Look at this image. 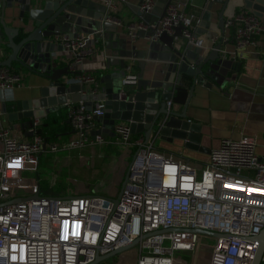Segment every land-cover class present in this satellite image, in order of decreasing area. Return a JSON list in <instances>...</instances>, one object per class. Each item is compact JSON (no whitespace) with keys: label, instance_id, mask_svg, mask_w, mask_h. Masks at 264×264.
I'll return each instance as SVG.
<instances>
[{"label":"built area","instance_id":"2783aa9c","mask_svg":"<svg viewBox=\"0 0 264 264\" xmlns=\"http://www.w3.org/2000/svg\"><path fill=\"white\" fill-rule=\"evenodd\" d=\"M96 1L106 7L105 21L124 25L117 16L121 0ZM189 4L171 0L165 14L152 23L145 16L157 0H141L139 18L125 25L127 32L132 39L143 34L158 41L162 33L173 35L175 28L183 25L185 43L204 47L205 40L194 33L200 18L189 11ZM226 27L233 31L234 58L242 56L245 47L255 45L264 30L262 20L249 10L227 18ZM222 38L226 36L213 35L212 46ZM53 39L70 52V64L76 65L95 54L102 37L60 33ZM126 73L125 83L137 81L131 63ZM74 78L86 84L83 93L99 91L94 75L80 73ZM22 85L21 73L0 66V91ZM104 113L103 101H97L92 110L85 101L69 104L75 136L64 142H49L39 133L24 139L10 128L0 127V264H91L98 254L126 245H131L127 249L137 247L136 264H190L199 255L202 238L211 236L196 229L232 235L228 239L215 237L209 264H253L259 247L253 238L264 228V159L257 154V138L252 135L224 138L199 165L157 154L156 133L145 143L143 137L134 138L129 122H118L114 144L135 150L131 161L134 174L118 203L104 196L96 198L91 192L42 194L40 176L31 173L39 175L43 155L59 160L63 151L104 144L108 140L102 133L92 135L101 129L96 117ZM39 125L35 121L32 129L38 131ZM155 169L157 178L151 175ZM19 188L32 193L21 196L16 193ZM36 193L40 197L31 198ZM124 251L111 258L125 264Z\"/></svg>","mask_w":264,"mask_h":264},{"label":"crops","instance_id":"0c3cea01","mask_svg":"<svg viewBox=\"0 0 264 264\" xmlns=\"http://www.w3.org/2000/svg\"><path fill=\"white\" fill-rule=\"evenodd\" d=\"M167 1L157 0L153 13L148 16L147 20L149 22L157 19ZM187 1L190 2L189 11L200 18V24L194 28V33L205 40V46L198 47L194 44H187L183 39L175 45L176 49L186 53L192 63L200 64L213 50L211 37L221 34L218 16L222 4L207 0ZM95 2L96 4L90 10L92 16L89 12L88 15L77 16L73 28L71 26L69 30L70 35L71 33L94 35L99 31L101 22L98 16L102 14V3L96 0ZM140 2L141 0H121L119 2L120 8L117 16L123 20L124 25H116L111 22L105 24L100 29L103 38L97 44V50L93 56L80 64H70V52L64 49L53 53L57 63L54 62V66L63 67L68 64L73 67L72 69L94 75L98 79L100 90L106 84L114 87L121 86L127 74L126 64L128 62L132 65V73L137 76L138 83H146L152 79L160 78L159 75H156V72L159 67L166 65L165 62H167L166 59L169 56H174L172 51L164 43L152 42L143 34L137 39H132L125 27L126 24L138 20ZM237 2L235 0L234 4L230 3L227 6L224 12L226 18L242 11L237 6ZM7 20L11 21V17H8ZM15 24H18V22H15ZM55 33H59V28L56 29ZM225 35L226 41L223 43L219 56L222 63H212L215 73L213 77L220 81L219 85L212 83L209 86V84L197 83L193 96H190L189 92L193 79L188 77L182 85L184 89L181 96L177 102L173 103L175 108L180 111L189 103L187 107L188 117L192 122L202 125L201 146L203 150L187 148L183 140L179 139H175L172 143L157 139L155 150L160 154L173 156L180 160H189L192 163L196 162L201 165L208 158L211 150L218 147L224 138L252 135L257 138L256 152L264 159V30L257 35L255 45L245 47L242 50L243 55L235 58L236 47L233 40V31L227 28ZM15 68L13 69L17 71ZM209 68V65H206L204 69L208 70ZM22 76L23 85L21 87L4 92L0 91V127L10 128L13 134L21 138L32 139V136H27L26 130L20 127V123L26 120L19 119L11 122L8 114L20 111L23 100L37 97L40 88L48 85L49 79L41 72H34L25 68ZM9 91L11 92L10 98ZM5 107L7 109L6 113H4ZM68 107L69 105L36 120L40 123L51 121L54 125H57L56 142H64L75 136L69 122ZM65 124L70 125L69 128H66ZM30 130L29 128L27 131ZM133 135H136L134 138L137 139L144 138V132ZM107 138H112L109 141L114 143L116 136L109 135ZM115 147H118V145ZM2 148L3 143L0 141V151ZM88 158L89 156L84 157L85 160Z\"/></svg>","mask_w":264,"mask_h":264},{"label":"water","instance_id":"95a60500","mask_svg":"<svg viewBox=\"0 0 264 264\" xmlns=\"http://www.w3.org/2000/svg\"><path fill=\"white\" fill-rule=\"evenodd\" d=\"M215 1L222 4L218 16L219 28L221 35L226 36L227 18L224 12L230 3L234 4L235 0ZM237 1L238 7L242 10H250L262 20L264 25V0ZM170 2L171 0L167 1L163 11L157 19L151 21L152 23L165 14L166 7ZM95 4V0H0V66L10 68L16 66L15 69L21 74H23L24 68L41 72L49 79L48 85L40 88L37 97L23 100L20 111L8 114L9 121L25 119L26 121L20 123L21 129L26 130L27 136H34L36 133L41 134V130L32 129L35 126V121L44 118L48 113L80 101H85L88 109L92 110L97 101H103L105 113L103 116L96 117L102 127L92 131L94 136L98 133H102L105 138L109 135L117 136L116 124L129 122L133 134L144 132L145 143L156 133L157 139L160 141L172 143L175 139H179L183 140L187 148L203 150L201 146L202 125L192 122L188 117L187 107L189 103L181 111L177 110L173 103L177 102L181 96L184 89L182 85L188 77L193 79L189 92L190 96H193L197 83L209 84V86L212 83L219 85L220 81L213 77L215 73L212 63H222L219 56L226 40L222 38L213 45V50L200 64H195L189 60L186 53L176 49L175 44L181 42L183 38L184 27L179 25L175 28L173 35L164 32L158 41H152L164 43L174 54V56H169L166 59V65L159 67L156 72L160 78L152 79L146 83H138L137 81L125 83L123 81L122 85L118 87L106 84L101 90L99 87V91L94 94L83 93L86 90V84L76 81L72 77L78 75L80 71L72 69L73 67L68 64L63 67L54 66V62L57 63L53 53L63 51L64 48L59 42L54 41L53 37L60 33L70 34L69 30L71 26L73 28L77 16L88 15ZM105 13L106 7L102 4V14L98 16L101 26L99 31L95 33L102 38V30L100 29L109 23V21L104 20ZM151 13L145 16L146 20ZM8 17H11V21L7 20ZM57 28H59V33H55ZM154 30L152 29L153 32ZM76 34L78 33H71V35ZM129 64L130 62L126 64V72ZM206 65L210 67L208 70L204 69ZM6 112L5 107L4 113ZM29 128L31 130L27 131ZM46 146L47 141L44 142V150ZM157 154H159L158 151ZM131 165L132 163L126 171L119 194L115 198L107 197L115 203L119 202L124 187L134 174ZM70 196L72 197V195ZM100 196L94 195L96 198H100ZM39 197V193L31 196V198L36 199ZM195 231L216 238H232V235L221 234L217 231L203 229H196ZM253 239L259 241L253 264H261L264 261V228ZM138 241L139 238L132 245ZM130 246H122L105 255L98 254L91 264H99Z\"/></svg>","mask_w":264,"mask_h":264},{"label":"rangeland","instance_id":"374dc122","mask_svg":"<svg viewBox=\"0 0 264 264\" xmlns=\"http://www.w3.org/2000/svg\"><path fill=\"white\" fill-rule=\"evenodd\" d=\"M58 156L59 160L50 154H44L38 170L39 175L31 173L33 176H40L43 195L91 192L95 195L115 198L122 188L126 171L133 158L132 152L125 146L109 149L102 145L90 146L82 151H63ZM85 156H89L88 161L84 159ZM200 175L201 169L198 170V177ZM16 193L25 196L32 191L19 188ZM214 241L213 236L203 237L199 255L196 254V258H193L190 264H209ZM124 252L127 257L125 264H136L137 247ZM99 264L118 263L110 258Z\"/></svg>","mask_w":264,"mask_h":264},{"label":"trees","instance_id":"16d2710c","mask_svg":"<svg viewBox=\"0 0 264 264\" xmlns=\"http://www.w3.org/2000/svg\"><path fill=\"white\" fill-rule=\"evenodd\" d=\"M82 73V72H80ZM79 73V74H80ZM66 128H69L70 125L65 124ZM57 125H54L51 121H44L39 125V130H41V135L44 139H46L49 142L57 141V133H56ZM136 137V135H134ZM112 140V138H107L108 141H106L104 144H102L103 147L113 149L115 148L116 144L111 143L109 140ZM97 146V145H93ZM130 152H132V155L134 154L135 150L130 149ZM264 264V261L261 263Z\"/></svg>","mask_w":264,"mask_h":264},{"label":"bare ground","instance_id":"6f19581e","mask_svg":"<svg viewBox=\"0 0 264 264\" xmlns=\"http://www.w3.org/2000/svg\"><path fill=\"white\" fill-rule=\"evenodd\" d=\"M151 175H152L153 177L157 178L158 175H159V174H158V170H157V169L153 170L152 173H151Z\"/></svg>","mask_w":264,"mask_h":264},{"label":"clouds","instance_id":"9594fccd","mask_svg":"<svg viewBox=\"0 0 264 264\" xmlns=\"http://www.w3.org/2000/svg\"><path fill=\"white\" fill-rule=\"evenodd\" d=\"M11 97V92L9 91V98Z\"/></svg>","mask_w":264,"mask_h":264}]
</instances>
